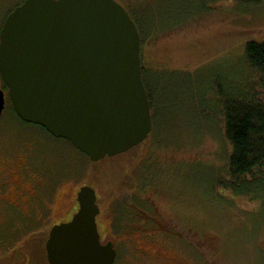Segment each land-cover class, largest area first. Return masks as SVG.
I'll return each instance as SVG.
<instances>
[{
    "label": "rangeland",
    "instance_id": "374dc122",
    "mask_svg": "<svg viewBox=\"0 0 264 264\" xmlns=\"http://www.w3.org/2000/svg\"><path fill=\"white\" fill-rule=\"evenodd\" d=\"M18 1H0V24ZM139 3L141 21L148 9L155 17L156 25L147 31L141 55L142 66L153 79L151 87L160 110L155 118L158 133L149 136L139 154L132 155L129 176L153 180L155 191L147 195L155 198L169 224L161 228L163 234L153 235L157 230L149 218L133 219L132 213H125L144 235L143 239L134 237L137 246L150 249L151 258L132 252L134 244L127 241L117 246L115 264H264V201L238 197L210 183L215 170L227 163L230 151L219 128L221 118L214 91L217 87L226 91L238 88L244 76L245 43H264V0L256 5L238 0ZM23 141L35 143L41 168L53 171L59 183L46 225L27 221L21 231L18 223L24 219L17 214L13 216L15 224L0 228V264H9L16 252L28 264H48L47 238L35 237L32 232H43L52 221L67 214L80 186L94 188L97 204L101 205L107 195L118 200L129 198L133 185L116 187L127 177L124 166H110L118 158L92 163L67 140L20 120L9 104L0 114V145L7 142L22 150V145L27 146L21 144ZM137 202L154 215L150 204ZM70 211L75 212L73 208ZM100 229L106 235L108 228L103 220ZM158 242L166 246H158ZM153 246L159 247V255L153 252Z\"/></svg>",
    "mask_w": 264,
    "mask_h": 264
},
{
    "label": "water",
    "instance_id": "95a60500",
    "mask_svg": "<svg viewBox=\"0 0 264 264\" xmlns=\"http://www.w3.org/2000/svg\"><path fill=\"white\" fill-rule=\"evenodd\" d=\"M0 31V76L20 120L39 125L91 162L142 143L152 129L141 77L140 33L116 0H25ZM4 94L0 89V114ZM48 231V264H114L101 244L95 189Z\"/></svg>",
    "mask_w": 264,
    "mask_h": 264
},
{
    "label": "flooded vegetation",
    "instance_id": "af4514ba",
    "mask_svg": "<svg viewBox=\"0 0 264 264\" xmlns=\"http://www.w3.org/2000/svg\"><path fill=\"white\" fill-rule=\"evenodd\" d=\"M0 1L3 3L5 2V0H0ZM24 1L25 0H19L14 5L13 8L9 9L5 13L4 19L0 24V31L2 29L1 27L4 21L6 20V16L9 13H11L14 9H16V7L22 4ZM0 89L4 94V108L10 104L14 112V108L9 100L8 88L5 85V83H3L1 76H0ZM151 132L148 135V137L142 141V143L134 146L135 148L132 147L133 150L130 149L134 155L139 154L138 152L141 150L142 145L146 144V140L151 135ZM23 143L27 144V146L25 147L24 145H22V148H20L21 144ZM21 144L18 148L22 150L14 149L15 144L7 145V142L0 145V228L4 226L8 227V225L10 224H15L17 219H15L13 216L20 214L21 216L23 215L22 218L25 221L21 220L22 222L20 221V223H18L19 224L18 229L24 231L22 227L25 228L27 227L28 224L25 223L27 221H33L34 223H39V226L47 222L52 211V208L50 207V202H52L53 198L55 197L56 194L55 191L59 181L54 177L55 173L53 171H48L47 169L44 172V169L41 168L43 164L41 163V158L39 157L35 143H32L31 141L28 142L23 141ZM34 147L35 150L33 149ZM128 151L129 150L125 152H121V154L116 156L107 157L110 158L112 161H115L118 158L119 161L110 164V166L112 167L119 165L124 166L125 173L127 172L126 173L127 175H129V172L132 169V168L130 169V167H132V160L134 159L133 156L127 153ZM146 164H150V163H146ZM148 171H150V168ZM146 176L147 175L145 174L144 178ZM131 179H132L131 186L132 185L133 186L132 187L130 186L131 189L129 190V196H128L129 198L125 197L122 200L121 199L118 200L116 198H110L109 195H107L105 196V200L101 203V205L97 204V200H96L99 213L96 216L95 221L97 223V231L99 232L100 242L102 245L108 242L112 244V247L113 249H115L116 252L114 264L118 257L117 246L127 241L132 242L134 244L132 248V252L137 253L139 255H143L144 257L147 256L150 257L149 253H151L150 249H147L146 251L144 246L143 248L137 246L138 243L136 244L134 237L139 236L140 238L143 239L144 235L140 233L141 231H139L138 227L136 226L137 225L136 223L132 224L131 222H129L130 221L128 219L129 217H125L126 216L124 215L125 213H132V215L134 216V218L132 217L133 219H135V217L141 219L149 218L147 220L153 224L152 228L157 230V232L152 233L153 235L163 234L161 228L168 227L169 224L167 223L169 219L166 218L163 215V213L160 212L161 210L159 209V207L156 206L155 198L153 196L147 195L149 191H155L156 185L153 184V180L151 179H149L148 181L144 179L140 180L139 176L137 175H134ZM124 180L125 177H123L120 183L116 186L118 189L119 187L124 189L125 187H127L123 185ZM138 180H140V182H138ZM76 193L74 192V197H73L75 203L73 206H71L67 214L65 215L63 214L64 216L62 215L57 220H54L52 218L54 221H52L53 224L51 226L49 225V228H47L48 230L44 229L43 232H37V233L32 232V234L35 237L39 235V236H45V238H47L48 231L52 226L58 225V223L69 221V219L72 217V215L76 212L78 208ZM95 194H96V190H95ZM137 200H141L143 203L146 202L150 204L149 206L153 209L154 215H149L146 212V210L141 208ZM116 203H117V207L114 208V205ZM112 207L114 209H112ZM72 208L73 211H75L74 213H71L70 211ZM118 215H121L122 218H119ZM102 220L105 223H107L108 230L106 235H104L100 229V224ZM31 236L32 235H30L29 237ZM143 242L145 243V241ZM140 244L143 245L142 242ZM159 245L166 246L165 244L158 242V246ZM158 246L156 247L153 246L151 248L153 252L156 253L157 255L160 254L159 252L160 250ZM170 259L173 258L170 257Z\"/></svg>",
    "mask_w": 264,
    "mask_h": 264
},
{
    "label": "trees",
    "instance_id": "16d2710c",
    "mask_svg": "<svg viewBox=\"0 0 264 264\" xmlns=\"http://www.w3.org/2000/svg\"><path fill=\"white\" fill-rule=\"evenodd\" d=\"M116 1L129 12L131 19L135 22L142 47L148 38L147 31L156 25L153 12L148 9V12L143 15L144 20L141 21L138 11L141 8L139 0ZM238 1L256 5L261 0ZM141 11L144 12V10ZM243 50L244 76L240 86L227 91L217 87L214 91L221 118L219 128L230 151H228L227 163L215 170L210 183L213 187H223L238 197L244 196L253 201H264V43L247 41ZM140 66L149 101L152 136L153 133H158L155 118L160 109L151 87L153 79L149 76L148 70L142 66V58ZM127 153L133 155L131 150ZM131 181V177L127 175L123 185L131 186ZM14 257L9 264L29 263V261L25 262V258L19 252H16Z\"/></svg>",
    "mask_w": 264,
    "mask_h": 264
}]
</instances>
